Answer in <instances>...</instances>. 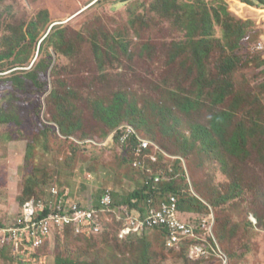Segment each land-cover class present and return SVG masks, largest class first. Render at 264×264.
<instances>
[{"label": "rangeland", "instance_id": "1", "mask_svg": "<svg viewBox=\"0 0 264 264\" xmlns=\"http://www.w3.org/2000/svg\"><path fill=\"white\" fill-rule=\"evenodd\" d=\"M40 9L49 11V22L31 31L32 40L27 27ZM216 12L230 22L218 23ZM205 13L212 26L209 37L200 21ZM52 24L56 28L50 35L57 29L63 32L41 48ZM237 30L243 32L240 39ZM262 36L264 7L257 0H0V55L6 56L0 60V117L7 119L0 123V218L11 221L17 216L28 197L23 193L27 186L33 191L45 188L48 194L54 186L66 188L73 201L96 205L106 190L118 202L141 185L143 175L139 164L134 165L139 162L137 148L134 162L124 159H132L134 147L127 144L130 154L95 115L97 104L107 106L123 93L130 104L146 111L145 123L132 125L140 139H150L170 164L181 159L186 183L179 187H188L205 205L206 210H198L206 215L201 220L214 218L211 244L225 256L217 252L215 259L198 264H264V64L253 51ZM189 38L208 40L204 75L193 66L191 53L177 51V44L187 45ZM94 43L103 47L104 78ZM228 55L237 65L228 78L231 87L224 104L216 106L206 95L215 85L211 82L221 83L217 68ZM33 62L51 65L39 75L41 89L28 80L21 87L7 80L32 70ZM57 84L68 97V115L63 116L51 97ZM185 96L196 98L190 111L175 106ZM158 106L173 107L174 113H159ZM216 112L232 113L230 132L241 122L246 125L253 138L245 156L236 159L221 148L207 154L199 142L196 148L185 145L184 140H193L194 127L208 128ZM125 118L122 128L132 129L129 119L138 124V114ZM57 119L74 127L73 134L61 135ZM227 195L234 199L224 202ZM51 240L55 251L47 264L64 257L74 264H190L183 253L164 247L155 232L122 245L107 244L103 237ZM12 248L11 243L2 247L0 264H23L14 260Z\"/></svg>", "mask_w": 264, "mask_h": 264}, {"label": "trees", "instance_id": "2", "mask_svg": "<svg viewBox=\"0 0 264 264\" xmlns=\"http://www.w3.org/2000/svg\"><path fill=\"white\" fill-rule=\"evenodd\" d=\"M258 3L261 5V7H264V0H257ZM63 2V1H61ZM64 3V2H63ZM249 5L253 4L252 2L247 1ZM92 6V5H91ZM89 8V7H88ZM84 12V10H81L77 12L74 16H79ZM226 13V12H225ZM73 16V17H74ZM226 16L229 17L228 13H226ZM35 17H37L36 20H32L27 27L28 34L27 36L30 37L32 40H34L35 36L31 33L33 29H38L40 25L43 23L44 26H46L49 22V11L47 9H40V11L35 13ZM40 19V20H39ZM215 19L218 23L222 24L225 22H230L229 20H223L221 18V14L216 12L215 13ZM202 23V27L204 29V33L206 37L211 36V21H210V15L208 13H205L203 18L200 19ZM226 24V23H225ZM56 25L52 24L49 28V31L47 35L42 39L41 41V48L43 46V43L52 41V39L56 38L55 36H58L63 32V29H57L54 31V33H51L53 31ZM238 31V30H237ZM237 31L234 34H237V39H240L242 37L243 32ZM26 35V34H25ZM228 36H230L228 34ZM250 36H243L242 41L245 43L246 40H248ZM49 39V41H48ZM13 42V39L10 40ZM205 42V48L204 43ZM55 52H60V47L58 46L57 42H55ZM208 40L206 41L205 38H201L198 41H195L194 38H189V42L187 45L185 44H177L176 48L177 51L182 52H189L191 53V59L193 66H196L198 70L201 71V74H206L207 67L206 62L209 57V50H208ZM120 46V44H119ZM190 49H188V48ZM94 56L97 59V63L99 65V68L101 70V74L104 78V65H103V59H102V48L99 44L94 43ZM41 50V49H40ZM114 50V47L113 49ZM12 50L8 55L7 58H12L13 55ZM115 53H111L113 55ZM257 57L260 59L262 64H264V60L262 59V54L258 53ZM6 56L0 55V60L5 59ZM33 69L30 71L22 70L21 74H18L17 76H12L7 78L10 83H13L15 86H23L25 83L24 81H30L37 89H41L42 84L39 81V75L43 72H47V70L51 67L50 63L46 64L45 62H39L35 65L33 62ZM237 65V61L235 63V59L231 56H226L223 58V61L218 65V74L220 75V78L218 81H221V83H212L215 84L212 88H209L211 92H209L206 96L208 99L213 100L215 99V105H222L224 104L226 98H227V92H229V88L231 87L230 82L228 81L229 76L233 73L235 66ZM198 77V76H197ZM194 83L196 87L198 88L199 95H202V89L200 85V80L198 78L194 79ZM61 85H55L53 86L51 97L52 99L55 98V101H57L59 105L60 112L64 115H68L69 113V105H68V97L63 95L60 91ZM175 96V95H174ZM176 97V96H175ZM177 99V98H175ZM182 99L179 98L175 100V106L180 109H184L185 111H190L193 109L194 104H196V98H192L191 96H185ZM98 108L96 109L95 115L96 117L102 121L108 129L112 132H116L114 140L120 145L121 144V137L124 136L127 132V128H123L122 130L119 129L122 125L124 120L126 119V115L134 114L137 116L138 114V124L136 121L129 119V126L133 127L136 133H131L129 137L126 139L125 142H123V145L126 144V149L128 148L127 144L131 143L134 147L132 152V159L127 158L125 156L126 160L133 161L134 153L136 148H138L140 141L137 135H140V132L135 128H140L143 123H145L146 120V111L143 109L138 110L136 104H130L128 101V98L123 93H118L114 95V97L111 100V103L107 104V106L103 104H97ZM129 106L130 110L127 109ZM184 107V108H182ZM155 108V107H154ZM157 111L159 113H174L173 107H168L165 110L160 106H158ZM264 115L263 113L261 114ZM232 113L228 112H216L212 115L210 123L208 128L202 127V126H195L193 132L191 133V137L193 138L192 141L190 140H184V143L186 146H192V148H196L197 142H199V148L201 152L207 153V154H213L215 153L216 149H222L228 156L233 158H240L245 156L247 153L246 147L248 145V141L252 139L253 137L251 134L247 131V127L243 122L239 124V126L233 131L230 132L231 124L233 122L232 119ZM7 121L6 118L0 117V123H3ZM56 123L59 126L60 134L65 135L66 137H69L73 134L74 127L67 128L66 125L61 121L58 120ZM134 125V126H132ZM144 138V136H143ZM149 139V138H147ZM150 140V139H149ZM128 152L131 154V149H127ZM127 152V153H128ZM151 154H156L157 161H152L149 156ZM129 155V154H128ZM139 158L136 159L140 162L138 169H140V172L143 175L142 183L140 186H138L133 192L130 193V195L127 196L124 200L114 202V206L121 208L125 206H130L132 208H138L139 210L144 211L146 206V200L150 198L151 196L155 195V190L152 189V187L155 185L154 178L156 176H160L162 178L161 182H159L157 185L158 190L161 192V196H164L166 194L174 195L177 198L178 201V207L183 215V218L188 222H199L201 220L202 216H206L203 214L198 213V210H206L205 205L197 198L192 196L193 194L190 192L189 188L186 187L185 189L183 187H179V183H186V177L185 170L183 169V166L181 164V159H177L174 163L170 164V158L162 154L161 152H156L155 149L152 146H149L147 149H143V152L141 155H138ZM135 160V161H136ZM163 166L164 170H160L159 167ZM172 166V167H171ZM171 167V168H170ZM173 168V169H172ZM159 169V170H158ZM182 173V174H181ZM178 174L180 176H178ZM146 181H150L151 185L148 186L146 184ZM188 186V185H187ZM58 187V186H54ZM59 190V195L55 198L56 200L60 201L63 200L64 194L66 192V188H57ZM185 190V191H184ZM107 193H111L112 196H116L115 193H113L111 190H106ZM158 192V191H157ZM24 195L28 196L23 200L22 206L25 204V202L29 201L32 198H35L37 201H45L48 197V193L45 190V188L33 191L30 186H27L24 189ZM192 194V195H191ZM103 195H100V199L98 202V206L100 205V200L102 199ZM227 195V197L224 199V202H229L230 200L234 199V196ZM136 200V203H133V201ZM81 203V202H78ZM22 208V207H21ZM99 209V207H97ZM21 211V210H20ZM19 211V213H20ZM49 213V209L45 211V214ZM210 214V213H209ZM102 222L105 223V231L99 234H94L91 237L79 234L75 230L74 225H67L63 227L60 231L56 232L53 237L57 238L61 241L62 236H68L72 235V237L82 238V239H97L98 237H103L106 239L105 241L108 242H114V244L122 245L121 243L129 242V240L142 237L143 235L147 233H158L163 241V246L165 247L166 241H167V232L164 228L156 227L154 229H148L142 232L133 231L128 233H123V224L118 222L116 219H114L116 216L114 213L111 212H102L100 214ZM195 216V218H193ZM187 245H182L179 248H174L171 250H174L176 252L183 253L186 257V260L191 263H203V262H209L212 259H215V257H212L210 260L207 259H192L187 256L185 253ZM3 246L0 245V250ZM127 247V245H126ZM53 242L50 240L46 245H44L42 248L38 250V254H46L48 256V259L51 258L54 255V249H53ZM15 260V259H14ZM57 264H74L75 261L73 259H68V257L63 258H57L56 259ZM13 263V262H12ZM14 264V263H13ZM138 264H150L148 260L143 261L142 263Z\"/></svg>", "mask_w": 264, "mask_h": 264}, {"label": "built area", "instance_id": "3", "mask_svg": "<svg viewBox=\"0 0 264 264\" xmlns=\"http://www.w3.org/2000/svg\"><path fill=\"white\" fill-rule=\"evenodd\" d=\"M253 51L262 54L264 60V43L258 42ZM121 137V142H125L131 133H136L134 128L129 129ZM119 129H123L122 126ZM117 131L113 132L115 136ZM137 148V155H141L143 149L152 146L155 151L161 152L156 144L150 140L140 139ZM152 161L157 160L156 154H151ZM140 165V162L134 165ZM162 178H154L155 185L152 187L156 191L155 195L146 200L145 210L132 208L130 206L115 207L111 193H105L100 200V205H84L73 201L69 192H65L63 200H56L59 190L54 187L51 189L45 201H37L35 198L25 202L20 213L11 221L0 218V245L5 247L12 244L14 259L22 261L23 264H47L48 256L38 254V250L46 245L54 236L67 225H74L77 233L91 237L94 234L104 232L105 223L102 222L100 214L111 212L115 214L118 222L123 224V233L138 231L142 232L156 227L164 228L167 232V247L170 249L179 248L187 245L185 253L192 259L210 260L214 255L221 253L220 248L215 249L211 244L213 236L214 218L211 216L200 220L198 225L195 222H188L183 218L177 198L174 195L166 194L161 196L156 184ZM148 186L150 181H146ZM158 191V192H157ZM136 203V200L133 201ZM99 207V209H97ZM49 209V213L45 211ZM19 243L23 245L20 249ZM225 256V255H224ZM219 257V256H218ZM223 258V257H222Z\"/></svg>", "mask_w": 264, "mask_h": 264}, {"label": "crops", "instance_id": "4", "mask_svg": "<svg viewBox=\"0 0 264 264\" xmlns=\"http://www.w3.org/2000/svg\"><path fill=\"white\" fill-rule=\"evenodd\" d=\"M245 6H247L245 3H243ZM249 8H252L253 9V7L252 6H249ZM259 42H262V43H264V36H262V38H260V40H259ZM1 214V213H0ZM5 217V216H4ZM3 220H7L8 218H2Z\"/></svg>", "mask_w": 264, "mask_h": 264}]
</instances>
